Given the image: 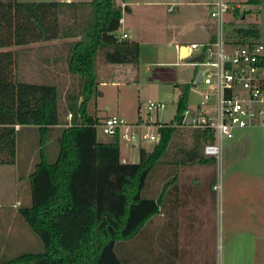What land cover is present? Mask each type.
<instances>
[{
	"label": "trees",
	"instance_id": "trees-1",
	"mask_svg": "<svg viewBox=\"0 0 264 264\" xmlns=\"http://www.w3.org/2000/svg\"><path fill=\"white\" fill-rule=\"evenodd\" d=\"M124 2L0 0V166L16 163L17 128H35L38 162L27 176L30 201L17 212L42 246L41 252L21 253L0 264H126L119 256L120 244L141 237L145 225L165 206L166 182L156 200L143 197V192L164 164L176 127L162 124L151 151L140 148L136 163L122 162L120 141L99 143L100 118L87 111L97 92L98 58L110 65L139 61V44L118 34ZM260 2L246 0L254 6ZM238 10L234 8L235 17ZM226 39L239 45L258 42L259 31L235 29ZM56 40L66 41L65 91L52 83L22 81L21 49ZM187 102L185 95L177 114ZM56 128H61L57 156L49 162L47 145ZM194 134L198 151L213 140L209 131ZM196 155L193 163L215 166L213 158Z\"/></svg>",
	"mask_w": 264,
	"mask_h": 264
},
{
	"label": "crops",
	"instance_id": "crops-1",
	"mask_svg": "<svg viewBox=\"0 0 264 264\" xmlns=\"http://www.w3.org/2000/svg\"><path fill=\"white\" fill-rule=\"evenodd\" d=\"M212 2L203 0L195 4L194 19L203 38L191 44H204L212 40L215 34V23L209 16ZM159 3L163 4L158 0H125L121 3L123 12L119 36L126 35L128 40L130 34L138 43L135 34L133 36L141 25L137 8L153 7ZM170 9L167 11L172 12ZM145 12L143 16L152 13L149 10ZM154 30L164 32L159 25H155ZM139 35L145 37L141 33ZM65 42L56 40L22 48L18 59L19 78L27 83L47 82L60 86L68 83L62 49ZM175 45L180 50L189 46L174 43V49ZM104 70L96 65L97 81L104 76ZM188 101L195 102L190 97ZM17 129V135L37 133L33 127ZM193 139L191 148L195 147ZM227 141L228 144H223L222 148L223 165L219 174L216 164L193 163L197 155L194 156L189 148L177 153L180 154L179 159L173 155L175 158L166 162L165 206L148 222L149 235L146 230L136 239L140 244L139 251L142 246L145 247L142 250L144 253L133 252L129 247L119 253L120 258L128 261L126 264H215L218 253L221 259L227 260V264L235 260H245L246 264H264V157L253 156L256 153L264 154V131L261 128L235 131L233 139ZM120 157L122 162H128L122 156L121 147ZM218 177L222 185L220 193L213 188ZM161 192L162 186L157 189L154 184L151 199L156 200ZM20 205L16 202L15 205L5 206L4 210L0 206V259H11L26 253L22 251L28 249L30 242L37 245L31 237L29 239L30 231L21 226L18 219Z\"/></svg>",
	"mask_w": 264,
	"mask_h": 264
},
{
	"label": "rangeland",
	"instance_id": "rangeland-1",
	"mask_svg": "<svg viewBox=\"0 0 264 264\" xmlns=\"http://www.w3.org/2000/svg\"><path fill=\"white\" fill-rule=\"evenodd\" d=\"M19 1L51 2L58 0ZM77 1L88 2L90 0ZM158 1L163 2V4L159 3L153 5V7L137 8L141 25L138 23L140 28L137 29L136 33H133V36L135 34V37H137L136 41L140 46V58L138 63L129 66L108 65L98 58L97 66L99 69H105V73L104 76L102 78L100 77L97 81V92L87 106V111L90 115L101 118L102 120L107 116H117L124 119L129 124L140 121V123H148L152 126L148 129L136 127L135 131L137 132L156 133V123L173 124L176 127V133L163 158L164 164H162L158 174L148 182L143 192V197L145 198H151V190L154 184L157 189L161 186L163 187L162 184L165 183L166 176V162L168 160H173V158H175L173 155H176L179 159L180 154L177 153L184 152L188 148L193 155H199V152H201L200 150L202 149L198 151L195 147L191 148V146H193L191 145V138L194 137V132L197 130L188 127H179L176 117L177 106L185 95L196 102L206 91L203 85L192 86L191 81L193 79L194 68L188 65L186 60L181 61L178 51L174 49V43L190 45L191 43L199 42V40L203 38V33L200 31L199 24L194 19L195 4L203 0ZM229 4L231 10L225 16L226 35L229 32H233L235 29H256L259 31V42L264 43V0H261L260 4L255 6L247 4L246 0H229ZM237 5L239 14L235 17L233 11ZM168 8H171L173 11L168 12ZM147 10L152 13L143 16L142 14L147 13L145 12ZM130 21L133 22V20ZM213 21L215 23V20ZM229 21L232 22L231 25H228ZM155 25H159V28L164 32L158 33L155 31ZM139 33L143 34L145 37L142 38ZM129 36V41H135L130 34ZM62 86L63 87H59L60 92L65 91L67 87V85ZM148 102H160L165 105L164 110L158 113L157 118L155 115H153L151 120L148 118L145 109ZM68 119L69 118L66 117V121ZM101 119L100 122L102 121ZM60 129L61 128H56L55 131H53V136L48 142L47 157L49 162H53L57 156V136ZM261 130L264 131V128H261ZM96 137L101 143H110L114 141L112 137L104 135L98 125L96 127ZM37 143L38 135L36 132L18 134L16 137L17 165L0 166V206L2 210H4L5 206L15 205L16 202H19L22 206L29 204L30 196L27 175L32 172L34 164L38 162ZM226 143L228 144V141H225L224 145H226ZM154 144V142L148 141H137L134 144H127L121 141L120 147L122 156L126 158L129 163H136L138 161L139 149L142 148L146 151H151ZM129 145L133 147H129ZM253 156L264 157V154L256 153ZM170 157H172V159H170ZM221 164L223 165L222 161ZM23 165L25 167L22 170ZM28 166H31V168L28 169ZM15 211H17V209H15ZM18 219L21 226H25L27 231H30L29 239L31 237V239H33L32 241L37 242V245L30 242L28 249L22 252H41L42 246L37 236L19 216ZM146 230H148L146 234L149 235V223L144 227V231ZM162 235H165V233L162 232ZM125 247H129L131 250H134L133 252L138 253L140 244L136 239L126 242V244H120L119 253L122 252ZM142 250H145L144 246H142L139 252L144 253ZM4 260L8 259H0V261ZM146 260L148 261L147 258ZM229 262L230 264H246L245 260ZM215 264H227V260L221 259V255L218 253Z\"/></svg>",
	"mask_w": 264,
	"mask_h": 264
},
{
	"label": "built area",
	"instance_id": "built-area-1",
	"mask_svg": "<svg viewBox=\"0 0 264 264\" xmlns=\"http://www.w3.org/2000/svg\"><path fill=\"white\" fill-rule=\"evenodd\" d=\"M230 10L229 0H213L210 17L215 20L216 31L212 40L186 47L184 60L194 68L191 84L203 85L206 91L198 101H188L177 114L179 127L213 134V140L202 147V155L215 160L218 174L224 142L233 139L237 130L264 128V43L248 41L239 45L228 41L225 16ZM175 49L179 51L180 47L175 45ZM198 74L200 81L196 83ZM164 108L160 102H148L145 107L150 120L153 115L157 118ZM98 126L104 135L134 144L137 141L156 143L159 140L157 129L163 125L155 124L156 133L137 132L136 127L148 129L152 126L143 122L129 124L122 118L110 116ZM213 188L220 193L219 177Z\"/></svg>",
	"mask_w": 264,
	"mask_h": 264
},
{
	"label": "water",
	"instance_id": "water-1",
	"mask_svg": "<svg viewBox=\"0 0 264 264\" xmlns=\"http://www.w3.org/2000/svg\"><path fill=\"white\" fill-rule=\"evenodd\" d=\"M186 54H187L186 47H182L181 50L179 51V59L184 60L186 58ZM199 81H200V74L197 75L196 83H199Z\"/></svg>",
	"mask_w": 264,
	"mask_h": 264
}]
</instances>
